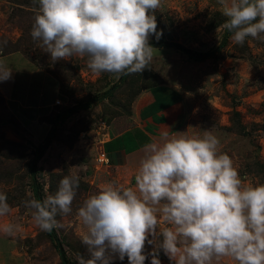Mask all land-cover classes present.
<instances>
[{
  "label": "rangeland",
  "instance_id": "obj_1",
  "mask_svg": "<svg viewBox=\"0 0 264 264\" xmlns=\"http://www.w3.org/2000/svg\"><path fill=\"white\" fill-rule=\"evenodd\" d=\"M33 0H0V57L12 70V79L0 82V192L11 212L0 217L18 225L14 235L0 231V264H62L45 231L32 219L23 201L34 198L29 167L36 151L51 133V145L36 164L43 200L54 194L66 175L79 177L72 212L58 214L55 228L70 264L87 256L80 236L85 231L77 216L83 201L105 183L135 185L139 160L117 169L97 161L112 132L133 128L134 119L148 112L156 100L174 109L167 132L203 135L211 131L220 150L234 161L241 178L264 183V41L247 38L243 46L229 38L215 57L190 60L173 49H158L149 69L121 80L112 73L94 74L87 57L72 56L52 62L30 35ZM159 40L196 52H213L222 42L226 17L217 0H161L155 12ZM153 35L149 42L159 41ZM25 58L28 63L22 58ZM39 69L41 71H37ZM43 71V72H42ZM113 94L106 93L116 87ZM60 100L61 105H51ZM89 108L64 120L65 110L90 103ZM169 109V111H170ZM167 111V112H169ZM158 135L157 140L159 139ZM132 147L131 136L126 138ZM114 145L107 147L108 154ZM59 169V170H57ZM145 251H151L146 245ZM161 264H170L161 251ZM111 264H129L114 256ZM145 264H150L149 260ZM214 264H234L227 258Z\"/></svg>",
  "mask_w": 264,
  "mask_h": 264
},
{
  "label": "clouds",
  "instance_id": "obj_2",
  "mask_svg": "<svg viewBox=\"0 0 264 264\" xmlns=\"http://www.w3.org/2000/svg\"><path fill=\"white\" fill-rule=\"evenodd\" d=\"M227 18L222 28L243 46L247 38L264 41V0H217ZM31 37L52 62L87 57L96 75H131L149 69L157 40L155 12L161 0H33ZM159 51V50H158ZM13 70L0 61V82ZM59 170V169H57ZM135 185L102 184L83 201L77 216L85 231L87 256L77 264H111L114 256L129 264H264V183L241 178L233 159L220 150L209 130L203 135L164 131L144 145ZM79 177L64 176L54 194L23 201L36 226L60 227L56 216L72 212ZM11 212L0 192V217ZM19 226L0 231L14 235ZM146 245L151 251L146 252Z\"/></svg>",
  "mask_w": 264,
  "mask_h": 264
},
{
  "label": "crops",
  "instance_id": "obj_3",
  "mask_svg": "<svg viewBox=\"0 0 264 264\" xmlns=\"http://www.w3.org/2000/svg\"><path fill=\"white\" fill-rule=\"evenodd\" d=\"M15 54L0 57V61ZM22 58L25 60L23 56ZM26 62L28 63V61ZM28 64L30 65V63ZM33 68L36 69L35 67ZM36 70L41 71L39 69ZM0 92L7 103H9L10 98L5 95L1 88ZM161 103L160 100H156L147 113L144 112L141 116L134 119L133 128L120 133L112 132L109 137L105 139V144L103 146L104 150L106 148L105 146L114 145V149L110 153L112 156L106 151L112 166L117 169L130 167V162L134 163V161L139 160V158L143 156L144 145L157 141L158 135L168 130L171 123L173 124V121L169 122V116L172 115L174 109L172 111L170 108V111L169 109H163ZM54 104L55 102L49 108L54 107ZM128 136H131V140L133 141L132 147H128L126 144V138Z\"/></svg>",
  "mask_w": 264,
  "mask_h": 264
},
{
  "label": "trees",
  "instance_id": "obj_4",
  "mask_svg": "<svg viewBox=\"0 0 264 264\" xmlns=\"http://www.w3.org/2000/svg\"><path fill=\"white\" fill-rule=\"evenodd\" d=\"M231 33H229L227 30H225V33H224V36H223V39H222V42L219 46V48L213 52H207V53H202V52H196V51H193V50H190L186 47H184L183 45L181 44H178V43H175V42H169V41H166V40H159V41H151L149 42L154 48H164V49H173L177 52H180L181 54L183 55H186L190 60L192 61H195V62H203L205 60H208V59H211L213 57H215L217 51H220L221 49H223L227 43H228V39L231 37ZM17 51H13L12 53H15ZM11 53V54H12ZM128 75H123L122 74V77H121V80H125V78L127 77ZM118 86L112 88L110 91H108L106 93V96H109L111 94H113V92L116 90ZM91 105V102L90 103H87V104H84V105H79V106H75L74 108H70V109H67L65 110V113H64V120L66 118H68L69 116H71L72 114L74 113H77L81 110H84V109H87L89 108ZM51 133L48 135L46 141L40 146V148L36 151V154L34 156V159L33 161L31 162L30 164V167H29V174H30V177H31V189H32V192H33V195H34V198L37 199V200H41L43 201V196H42V190H41V186L37 180V176H36V164L37 162L41 159L43 153L45 152V150L51 145V142H52V138H51ZM105 152L107 151V146H105ZM108 152V151H107ZM48 238L50 239V241L53 243L58 255H59V258L61 260V263L62 264H70L69 263V260L67 258V254H66V251L63 247V243L61 242L57 232H56V229L54 228L51 232H46Z\"/></svg>",
  "mask_w": 264,
  "mask_h": 264
},
{
  "label": "built area",
  "instance_id": "obj_5",
  "mask_svg": "<svg viewBox=\"0 0 264 264\" xmlns=\"http://www.w3.org/2000/svg\"><path fill=\"white\" fill-rule=\"evenodd\" d=\"M55 105H61V102L60 100H57L55 102ZM97 161L102 164V165H106V166H110V159L107 155V153L105 152L104 148L102 149L101 152L98 153V158H97Z\"/></svg>",
  "mask_w": 264,
  "mask_h": 264
}]
</instances>
